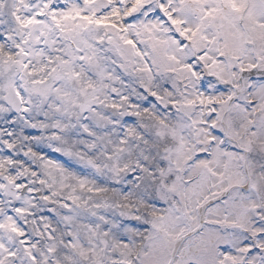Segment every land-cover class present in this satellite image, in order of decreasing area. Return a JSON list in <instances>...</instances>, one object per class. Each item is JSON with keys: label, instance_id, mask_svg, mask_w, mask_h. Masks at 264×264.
Returning <instances> with one entry per match:
<instances>
[{"label": "snow or ice", "instance_id": "6c2138e0", "mask_svg": "<svg viewBox=\"0 0 264 264\" xmlns=\"http://www.w3.org/2000/svg\"><path fill=\"white\" fill-rule=\"evenodd\" d=\"M0 264H264V0H0Z\"/></svg>", "mask_w": 264, "mask_h": 264}]
</instances>
